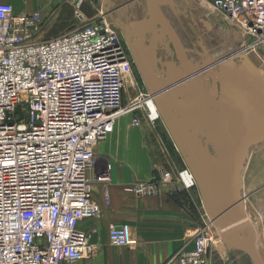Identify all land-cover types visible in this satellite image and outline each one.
Masks as SVG:
<instances>
[{
  "label": "built area",
  "instance_id": "built-area-1",
  "mask_svg": "<svg viewBox=\"0 0 264 264\" xmlns=\"http://www.w3.org/2000/svg\"><path fill=\"white\" fill-rule=\"evenodd\" d=\"M207 1L264 41V0ZM84 2L75 0L78 25L48 40H37L44 26L40 11L18 14L0 2V264H78L99 250L92 233L78 228L103 214L89 177L97 166L95 148L121 114L138 107L124 105L131 63L118 31L105 12L86 20ZM141 120L135 114L134 124ZM109 170L102 168L95 181L108 182ZM178 179L196 186L188 167ZM174 181L162 170L130 189L146 196ZM214 228L211 222L202 227L195 247L172 260L204 264ZM109 240L130 245L127 226L110 225Z\"/></svg>",
  "mask_w": 264,
  "mask_h": 264
},
{
  "label": "crops",
  "instance_id": "crops-1",
  "mask_svg": "<svg viewBox=\"0 0 264 264\" xmlns=\"http://www.w3.org/2000/svg\"><path fill=\"white\" fill-rule=\"evenodd\" d=\"M139 1L135 0L133 3V0H85L81 12L89 21L107 10L122 20H140L143 5ZM0 2L11 3L18 14L40 11L44 19L43 32L47 35L45 40L67 34L73 25H78L73 18L75 0H0ZM142 2L146 13V0ZM168 2L169 6L172 4L170 13L173 16L183 14L186 9L180 0ZM133 5L134 12L130 11L131 8L126 9L127 6ZM164 12L178 32L172 22V15L170 17L166 10ZM192 17L194 24L198 23L194 14ZM183 45L188 54L187 46ZM189 59L195 71L201 70L200 66ZM207 76L208 74L203 76L201 74L199 79L207 83ZM134 117L135 113L131 111L121 114L115 121L114 130L96 145L97 166L102 169L110 165V180L106 183L93 182V197L102 208L103 214L100 218L83 219L79 222L78 228L92 233L91 240L99 246V250L95 257L82 260L78 264L85 261H87L85 264H181L172 258L182 249H193L199 230L210 223L197 186L187 188L178 179L179 172L187 166L166 126L157 121L147 126L137 125L133 122ZM151 134L156 137V151L148 139ZM159 150L161 153L165 150L169 152V156L176 160L174 162L177 165L173 160L171 162L177 169H166V165L170 166L168 155L163 156ZM180 165L182 168L179 169ZM161 169L172 172L175 181L160 184L154 194L147 196L137 195L130 189L133 184L153 180ZM107 195L109 202L106 200ZM112 224L127 226L130 245L118 247L111 244L109 229ZM216 233L215 240L219 241L213 243L204 264H255L247 251L225 243L217 230Z\"/></svg>",
  "mask_w": 264,
  "mask_h": 264
},
{
  "label": "water",
  "instance_id": "water-1",
  "mask_svg": "<svg viewBox=\"0 0 264 264\" xmlns=\"http://www.w3.org/2000/svg\"><path fill=\"white\" fill-rule=\"evenodd\" d=\"M146 4L147 16L131 21L125 27L128 46L144 83L196 181L211 224L225 243L247 251L255 264H264L257 249L255 231L243 205L244 199L239 193V170L245 146L249 140L256 142L264 138V81L253 69L252 83L246 79V74L240 77L232 75L228 72L231 66L225 64L226 60L194 71L186 48L162 9L160 0H146ZM143 24H147L145 31L152 30L153 36L157 24L159 37L147 44L142 35ZM204 24L208 26L206 20ZM165 36L168 38L166 48L172 45L177 61H164L158 57L157 42L158 39L164 42ZM199 45L207 51L204 44ZM218 64L220 93L215 85L216 74H210L213 80L211 86H206L197 78ZM243 67L246 70L251 68L246 60H243ZM218 94L220 101L228 96L232 98L230 105L236 107L243 102L254 113L248 118H241L239 126L232 124L229 117H225L226 113L223 121L217 122L215 97ZM18 113H21L20 109ZM246 230L252 231L251 241L244 239Z\"/></svg>",
  "mask_w": 264,
  "mask_h": 264
},
{
  "label": "rangeland",
  "instance_id": "rangeland-1",
  "mask_svg": "<svg viewBox=\"0 0 264 264\" xmlns=\"http://www.w3.org/2000/svg\"><path fill=\"white\" fill-rule=\"evenodd\" d=\"M134 1L135 0H133V3ZM161 2L162 9L166 10L169 13L170 17L172 15V22L178 29L177 34L182 39V43L187 46L189 58H191V61H194L198 67L200 66V68L204 69L205 67L210 66L213 63L226 60L225 64H229V66H231L228 69V72L232 75L240 77L242 74H246V79L252 83L253 78L251 76V72L253 69L255 70L256 75H258V78L264 81V41L258 42V38H256L253 34H250L249 31H247L243 26L239 25V23L234 22L229 17H225L224 14H220L218 11H215L207 0H180V2L184 3L186 9H184V11L182 10L183 14L177 16H173V14L170 13L172 12V4H170L171 6H169L168 0H161ZM139 3L143 5V11L141 15L143 18L146 11L145 6L142 0H140ZM127 8H131L130 11L134 12V5L129 7L127 6L126 9ZM138 10L140 11V9ZM190 10L191 12H189ZM193 14L195 16V19H198L197 21H200L201 19L206 20L208 22V26L204 25L201 22L196 23V26L193 22L194 20H192L191 18V15ZM73 18L74 22L77 23V21H75V14ZM72 28H74V25ZM72 28H70V30ZM44 29L45 27L43 26V28L38 33L37 40L47 39V35H45V32H43ZM156 29H158L157 25ZM144 33L147 43H151L153 37L152 30H146ZM159 35L160 31L158 36ZM121 41L125 45L127 58L131 63V67L129 68L128 72L125 73L126 75L124 74L126 79L124 105H136L138 108L136 109L135 114L142 119L141 125L147 126L149 123L153 122L150 120L151 112L148 108V105L146 104V102L149 101L150 98H152V95L150 94L147 86L144 83V80L137 67V64L135 63L131 50L127 46L128 44H125L123 38L121 39ZM166 42H168L167 36L164 37V42H161L158 39L157 47L161 52L160 56H163L164 61H176L177 58L175 56L172 45H170V47L167 49L165 44ZM199 44H206L207 51H203ZM243 60L249 62L251 66L249 70H246L243 67ZM219 71L220 69L218 64L211 68L209 72L203 73L216 74L215 85L217 87L218 93H220L221 89ZM163 77H165V74H163ZM210 84H213L212 79L210 81ZM210 84L205 83L206 86ZM231 100L232 98L227 96L223 101H220L219 94L215 97V118L217 119V122H222L225 117H229L230 121H232V124L239 126L240 119L248 118L254 113V111L249 110V108H247L243 102L238 103L236 107L235 105L232 106L230 105ZM222 103L225 104V107H222ZM224 113H226V116L224 115ZM156 121L160 124H164L162 123L163 121L161 117ZM148 139L151 143V147L156 151L157 142L155 135H149ZM244 151L245 156L242 160L239 170V193L244 199L243 205H245L246 211L248 213L250 224L253 225V228H255L256 230L255 232H257L256 245L264 261V138L259 139L256 142L253 140H249V143L246 144ZM159 152L161 153L162 151L159 150ZM161 154L163 156L168 155L170 166L166 165V169H177V164L176 162H174L176 160H173V157L169 156V152H167V150H165V152ZM172 160L173 163L176 164L175 166L172 164ZM180 168H182L181 165L179 166V169ZM162 170L164 169H161L160 171ZM100 171L101 168L98 166L96 169L94 168L92 171H90L89 177L92 182L95 181V178ZM160 171H158V174L160 173ZM213 233L217 236L215 228ZM216 236H214V240L217 238ZM244 239L247 241H251V230H246L244 232ZM218 241L219 240H215L213 241V243L216 244ZM86 262L87 261L81 262V264H85Z\"/></svg>",
  "mask_w": 264,
  "mask_h": 264
},
{
  "label": "flooded vegetation",
  "instance_id": "flooded-vegetation-1",
  "mask_svg": "<svg viewBox=\"0 0 264 264\" xmlns=\"http://www.w3.org/2000/svg\"><path fill=\"white\" fill-rule=\"evenodd\" d=\"M110 11V10H109ZM108 11V14H109V19H110V21H111V23L113 24V26L116 28V30L118 31V33H119V35H120V38L122 39H124V42H125V44L127 43L126 42V37H125V32H126V30H125V27H126V25L127 24H129V22H131L130 20H126V19H124V20H122V19H120L119 17H116L114 14H113V12L111 11V12H109ZM105 13L107 14V11H105ZM107 14V15H108ZM147 16V12L144 14V17L143 18H141V19H144L145 17ZM191 18H192V20H194L193 19V17H192V15H191ZM140 19V20H141ZM127 21V22H126ZM194 22V21H193ZM199 23L201 22V23H203L204 24V22H205V20L204 19H201L200 21H198ZM196 25V24H195ZM205 25V24H204ZM134 40L136 39V37L135 38H133ZM149 43V42H148ZM147 43V44H148ZM127 45V44H126ZM128 46V45H127ZM129 47V46H128ZM157 53H158V57H162L163 58V56H160V51L158 50V48H157ZM175 53V52H174ZM176 56V55H175ZM177 61V60H176ZM158 64V63H157ZM159 65V64H158ZM160 66V65H159Z\"/></svg>",
  "mask_w": 264,
  "mask_h": 264
},
{
  "label": "bare ground",
  "instance_id": "bare-ground-1",
  "mask_svg": "<svg viewBox=\"0 0 264 264\" xmlns=\"http://www.w3.org/2000/svg\"><path fill=\"white\" fill-rule=\"evenodd\" d=\"M157 25V24H156ZM145 28H147V25H145V24H143V27H142V29H143V33H142V35H143V38L145 39V42L147 43V40H146V38H145ZM147 30V29H146ZM158 34H159V30L158 29H156V31L154 32V36L152 37V39H154V38H158L159 36H158ZM125 36H127V32H125ZM133 38H135V37H132V39ZM134 40V39H133ZM126 42H127V40H126ZM128 44V43H127ZM158 48V47H157ZM192 66V65H191ZM192 68H193V66H192ZM202 69V68H201ZM193 70H194V68H193ZM203 70V69H202ZM195 71V70H194ZM128 71H126V73H127ZM206 74H208V73H206ZM205 74V75H206ZM126 75V74H125ZM202 75H204V74H202ZM200 76V75H199ZM199 76L197 77L198 79H199ZM200 80V79H199ZM125 81H126V79H125ZM207 84H210V81H211V77H210V73L208 74V76H207ZM204 82V81H203ZM205 84V83H204ZM148 106H149V109H150V112H151V116H152V118L153 119H155V118H157L158 117V115H159V112H158V109H157V106H156V104H155V102H154V100L153 101H150V102H148ZM253 230H254V228H253ZM255 231V230H254ZM256 233V232H255Z\"/></svg>",
  "mask_w": 264,
  "mask_h": 264
}]
</instances>
